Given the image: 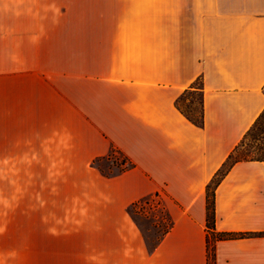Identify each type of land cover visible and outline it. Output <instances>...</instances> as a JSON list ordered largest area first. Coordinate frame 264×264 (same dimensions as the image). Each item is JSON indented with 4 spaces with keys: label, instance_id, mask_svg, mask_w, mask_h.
I'll return each instance as SVG.
<instances>
[{
    "label": "crops",
    "instance_id": "0c3cea01",
    "mask_svg": "<svg viewBox=\"0 0 264 264\" xmlns=\"http://www.w3.org/2000/svg\"><path fill=\"white\" fill-rule=\"evenodd\" d=\"M263 111L264 0H0V155L54 164L52 205L76 212L32 264H208L206 188ZM114 151L128 168L93 166ZM156 194L173 225L150 246L129 209ZM215 209L246 237L214 264H264V161L234 165Z\"/></svg>",
    "mask_w": 264,
    "mask_h": 264
},
{
    "label": "rangeland",
    "instance_id": "374dc122",
    "mask_svg": "<svg viewBox=\"0 0 264 264\" xmlns=\"http://www.w3.org/2000/svg\"><path fill=\"white\" fill-rule=\"evenodd\" d=\"M34 3H22V11L35 7ZM180 101L184 111L193 112L199 118L201 98L198 94L188 93ZM253 135L256 138L252 136L245 140L237 157H259L264 152V130L263 133L255 131ZM2 159L1 154L0 264H32L35 237L39 238L54 230L60 231L62 224H66L76 212L69 210L66 201L58 209L52 205L59 201L53 183V176L59 170L54 169V164L31 162L27 156L14 162L7 156L5 160ZM93 166L105 175H113L130 164L121 152L115 151ZM135 204L133 210L130 207L129 213L138 223L149 245L154 246L172 225L173 219L166 209V199L156 194Z\"/></svg>",
    "mask_w": 264,
    "mask_h": 264
},
{
    "label": "trees",
    "instance_id": "16d2710c",
    "mask_svg": "<svg viewBox=\"0 0 264 264\" xmlns=\"http://www.w3.org/2000/svg\"><path fill=\"white\" fill-rule=\"evenodd\" d=\"M181 101L178 100L176 102V106L178 109L186 116V118L195 125H202V111L199 115V118L195 117L193 112H186L181 107ZM264 130V111L258 117L252 128L247 132L244 136L241 143L234 149V151L229 155L226 162L223 164L221 169L216 173L211 182L208 184L206 188V229H207V252H208V264H214L215 257V247L216 243L224 240H234L246 237V234H236V233H225V232H217L216 231V209H215V197H216V189L223 180V178L227 175V173L239 162L245 161H264V152L259 157H251L250 155L244 157H237L239 150L244 145V141L252 137L255 139L256 136L253 135L255 131H260L263 133ZM115 152V151H114ZM126 158V157H125ZM127 159V158H126ZM98 161L96 160L93 164H96ZM127 167H124L125 170ZM158 196V195H157ZM136 204L131 206L133 207ZM173 225V223H172ZM171 225V227H172ZM170 227V228H171ZM168 232V231H167ZM166 232V233H167Z\"/></svg>",
    "mask_w": 264,
    "mask_h": 264
}]
</instances>
